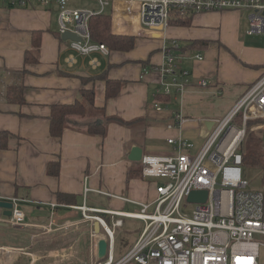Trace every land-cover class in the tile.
<instances>
[{
  "label": "crops",
  "instance_id": "1",
  "mask_svg": "<svg viewBox=\"0 0 264 264\" xmlns=\"http://www.w3.org/2000/svg\"><path fill=\"white\" fill-rule=\"evenodd\" d=\"M72 1V10L109 17L112 33L136 37V45L129 51L107 47L108 53L82 55L71 48L72 40L60 36L55 2L44 5L34 1L25 8L0 5V145L1 133H8L7 147L0 151V201L19 199L32 224L13 227L17 231L12 233L7 226H0V264H93L97 261L95 243L104 236L96 217L112 229V256L121 259L144 227L130 214L139 212L141 203L154 201L157 186L163 182L142 176L141 161L129 159L132 148H141L143 156L173 155L175 150L168 140L183 138L194 145L187 152L195 154L213 128H209L211 121L224 117L264 73V61L252 60L249 66L258 67L252 71L242 68L224 50L232 53L240 48L241 56L251 54L249 47L237 46V41L233 48L217 47L218 12L190 15L187 21L174 19L162 38L143 31L138 5L132 7L120 0L103 5L104 0H95L99 8L93 9L73 7ZM35 32L41 34L38 47ZM168 38L177 43L176 71L189 76L183 92L173 88L170 95H163L158 91L163 89L161 67ZM196 41L207 44L192 48ZM27 52L35 54L29 62ZM36 56L37 61L32 60ZM233 65L241 67L233 70L245 75V82L234 77V82L241 83L228 90L227 67ZM84 78L93 80L84 82ZM104 78L122 82L115 97L107 98ZM202 80L208 81L206 88L199 85ZM84 89L94 90L95 106L104 109L107 117L132 123L124 126L111 122L105 136L72 127L61 137L52 136V107L76 103ZM8 91L12 92L10 97ZM224 91L227 94L221 111L201 103L203 97L219 99ZM158 96L169 98L158 100ZM179 112L185 122L176 121ZM53 205H57L55 209ZM84 206L92 209L89 219L79 210ZM0 217L6 218L3 210ZM96 223L100 236L91 241L92 247L90 231L96 233ZM81 228L85 232L73 236L72 231ZM86 236L89 240L81 245Z\"/></svg>",
  "mask_w": 264,
  "mask_h": 264
},
{
  "label": "built area",
  "instance_id": "2",
  "mask_svg": "<svg viewBox=\"0 0 264 264\" xmlns=\"http://www.w3.org/2000/svg\"><path fill=\"white\" fill-rule=\"evenodd\" d=\"M59 7L60 36L71 33L81 41H71V48L82 55L108 53L102 43L91 40L89 20L91 11L72 10L70 0H0V5L25 8L32 2ZM105 4L109 0H104ZM118 1V0H112ZM132 7L138 5L143 31L165 38L167 28L175 19L192 14L247 10L251 12L248 34L264 33V0H120ZM103 3V1L101 0ZM159 27L163 29L158 30ZM177 43L168 38L161 67L163 95L173 88L182 90L188 84L187 72L178 73L174 67ZM202 59L201 55H197ZM202 87L208 81L199 82ZM156 108L160 110L157 104ZM176 121L185 122L179 112ZM239 122H238V121ZM198 152L190 153L192 142L169 139L173 155H145L141 174L145 178L161 179L154 201L141 203L132 218L143 222V229L132 248L118 261L113 259V231L103 219L96 221L104 229L108 255L95 264H261L264 257V190H252L243 178L241 144L248 131L259 133L264 142V73L252 83L229 112L214 121ZM193 190L208 191L205 203H188ZM11 217L2 218L17 227H31L20 200L13 199ZM188 205H194L191 210ZM57 205H53L55 209ZM84 217L92 211L79 208ZM94 233V232H92ZM95 239L98 236L93 234ZM110 239V243H109ZM97 247V241L95 243Z\"/></svg>",
  "mask_w": 264,
  "mask_h": 264
},
{
  "label": "trees",
  "instance_id": "3",
  "mask_svg": "<svg viewBox=\"0 0 264 264\" xmlns=\"http://www.w3.org/2000/svg\"><path fill=\"white\" fill-rule=\"evenodd\" d=\"M196 15V14H192ZM190 15L186 17H174L178 21H187L189 20ZM110 18L103 15L97 14L90 18L89 20V29L93 41L97 43H102L106 45L110 50L114 51H129L132 50L136 45V37L133 36H124V35H114L111 31ZM34 36L36 37L35 44L38 47L39 42L37 38L41 36L39 32H35ZM207 42H193L191 45L192 48H195V45H206ZM203 47V46H202ZM34 53H26V62H29L31 56H34ZM37 55V54H36ZM38 56L32 60L37 61ZM93 79H83L84 82L91 81ZM106 81L107 89L106 96L107 98L115 97L120 91L122 82L109 80L104 78ZM11 91H8L7 97L11 96ZM17 95L18 93H14ZM81 100H77L74 104L67 105H54L52 107V112L50 116V132L54 137H61L66 128H84V131L88 134L105 136L107 133V126L111 122H117L121 125L128 126L132 122L124 121L117 117H107L104 109L98 108L95 106V92L93 89H84L81 91ZM160 98H169L168 96H158ZM22 102V97L19 99ZM81 119V122H78L74 119ZM238 121V120H237ZM239 122V121H238ZM8 133H1V145L0 151L7 147L5 139L7 138ZM257 136V137H256ZM240 150L243 155V162L245 167H256L261 170L262 182L264 184V142L261 139L259 133L248 131L246 139L240 146ZM52 172V170H50ZM132 176L130 172V177Z\"/></svg>",
  "mask_w": 264,
  "mask_h": 264
},
{
  "label": "rangeland",
  "instance_id": "4",
  "mask_svg": "<svg viewBox=\"0 0 264 264\" xmlns=\"http://www.w3.org/2000/svg\"><path fill=\"white\" fill-rule=\"evenodd\" d=\"M72 6L77 7V6H88L93 9L99 8L97 1L95 0H73L72 1ZM59 12V8H58ZM219 15V30H218V35H219V40L216 43L217 47L218 45L220 48L224 49L223 46H228L229 48H233V42L237 41V46H241L243 44L245 47H249L248 51H251V54H242L241 56H238L240 54V48L239 49H234L233 52L231 53L228 49L226 50V53L229 54L232 59H234L237 63L241 65L242 68H246L249 70H255L258 67L254 65H250V62L252 60H258V61H264V33H253L251 35L247 34L248 28H249V22L250 18L249 16L251 15L250 11L247 10H223L217 13ZM176 23V22H175ZM241 43V44H240ZM203 55L205 56V51L202 50ZM235 54V56L233 55ZM230 59V58H229ZM217 60V57L216 59ZM220 61L223 63L224 62V55H220ZM228 64H230L228 62ZM254 64V63H252ZM259 64V63H257ZM240 66L233 65L231 68L227 67V70H229L228 75H227V85L226 87L228 90H235V87L241 83V82H234V77L238 78L239 81L245 82V75H239L238 71H234L233 68H241ZM261 67H264V62ZM262 69V68H259ZM244 70V69H243ZM238 74V75H237ZM212 84V81L210 85ZM200 87V86H198ZM202 88V87H201ZM206 88V87H204ZM226 94L227 92L224 91L223 94L218 95L217 97L219 99L215 100L214 98H208V97H203V101L201 103L205 104L206 106H213L214 109L221 111L223 109V106L225 104V99H226ZM236 103V102H235ZM234 106V105H233ZM232 106V107H233ZM231 107V108H232ZM223 118V117H222ZM221 119V118H220ZM257 137V136H256ZM243 178L249 182V186L252 190H264V184L262 182V175H261V170L256 168V167H243ZM163 180L159 179V182ZM189 208L192 210L194 208V205H188ZM1 211V210H0ZM11 217V216H10ZM0 223H5L7 224L8 230L10 232L12 230L17 231L13 227H17L11 223H7L6 221H0ZM84 227L88 229L87 224H82ZM85 232L84 228H81L77 231H72L73 236L80 234V232ZM12 233V232H11ZM92 231H90V234ZM94 233L90 235V243L92 244L94 240ZM72 236V237H73ZM74 239V237H73ZM72 239V240H73ZM84 240L88 241L89 237L86 236V239L84 237L82 238L81 245L84 243ZM92 241V242H91ZM77 242V241H75ZM93 247V244H92ZM86 248V246H85ZM75 251H72V253ZM75 255L78 256V254L75 252ZM94 255V252H93ZM95 257V255L93 256ZM120 258H115L116 261H118ZM95 260V259H94ZM92 261V263L94 262ZM96 263V261H95ZM93 263V264H95ZM261 264H264V257L261 260Z\"/></svg>",
  "mask_w": 264,
  "mask_h": 264
},
{
  "label": "water",
  "instance_id": "5",
  "mask_svg": "<svg viewBox=\"0 0 264 264\" xmlns=\"http://www.w3.org/2000/svg\"><path fill=\"white\" fill-rule=\"evenodd\" d=\"M162 27H159L158 30H162ZM64 40H75V41H81V39L71 33H67L64 34L62 37ZM214 121H211L210 125L212 128L214 126ZM143 157V150L139 147H133L131 150V153L129 155V159L133 162H140L142 160ZM208 198V191L206 190H193L191 191V193L189 194V196L187 197V202L188 203H205L207 201ZM12 208H13V204L9 201H0V209L3 210V214L6 217H10L12 214ZM7 226V224L5 223H0V226ZM96 227V234L99 235L100 234V229H99V223L95 224ZM108 248H109V244L107 239L105 238H101L98 240L97 242V259L99 261H104L107 258L108 255Z\"/></svg>",
  "mask_w": 264,
  "mask_h": 264
},
{
  "label": "bare ground",
  "instance_id": "6",
  "mask_svg": "<svg viewBox=\"0 0 264 264\" xmlns=\"http://www.w3.org/2000/svg\"><path fill=\"white\" fill-rule=\"evenodd\" d=\"M9 255V254H8Z\"/></svg>",
  "mask_w": 264,
  "mask_h": 264
}]
</instances>
